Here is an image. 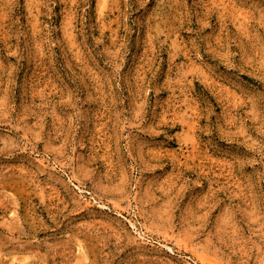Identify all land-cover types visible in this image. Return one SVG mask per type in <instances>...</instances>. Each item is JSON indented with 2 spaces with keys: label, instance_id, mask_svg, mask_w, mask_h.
<instances>
[{
  "label": "rangeland",
  "instance_id": "374dc122",
  "mask_svg": "<svg viewBox=\"0 0 264 264\" xmlns=\"http://www.w3.org/2000/svg\"><path fill=\"white\" fill-rule=\"evenodd\" d=\"M0 264H264V0H0Z\"/></svg>",
  "mask_w": 264,
  "mask_h": 264
}]
</instances>
